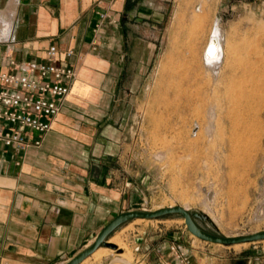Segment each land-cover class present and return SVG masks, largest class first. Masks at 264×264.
I'll use <instances>...</instances> for the list:
<instances>
[{
	"label": "rangeland",
	"instance_id": "obj_1",
	"mask_svg": "<svg viewBox=\"0 0 264 264\" xmlns=\"http://www.w3.org/2000/svg\"><path fill=\"white\" fill-rule=\"evenodd\" d=\"M180 2L151 76L135 78L115 112L127 211L186 206L206 218H195L201 229L221 237L264 231V0ZM215 22L222 59L213 72L202 51ZM135 221L107 238H119L114 256L125 253L130 264H182L170 245L189 264H264V240L207 243L180 215Z\"/></svg>",
	"mask_w": 264,
	"mask_h": 264
},
{
	"label": "crops",
	"instance_id": "obj_2",
	"mask_svg": "<svg viewBox=\"0 0 264 264\" xmlns=\"http://www.w3.org/2000/svg\"><path fill=\"white\" fill-rule=\"evenodd\" d=\"M179 8L180 0H0V71L44 64L50 46L58 60L73 50L76 69L41 144L0 146V264H64L127 211L115 112L133 80L151 76Z\"/></svg>",
	"mask_w": 264,
	"mask_h": 264
},
{
	"label": "built area",
	"instance_id": "obj_3",
	"mask_svg": "<svg viewBox=\"0 0 264 264\" xmlns=\"http://www.w3.org/2000/svg\"><path fill=\"white\" fill-rule=\"evenodd\" d=\"M58 54L59 50L50 46L44 64L10 62L12 71H0L1 147L15 151L38 147L50 130L76 80L75 65L70 62L73 50L63 52L59 60ZM169 247L176 261L189 264L180 250ZM158 262L170 264L164 259Z\"/></svg>",
	"mask_w": 264,
	"mask_h": 264
},
{
	"label": "water",
	"instance_id": "obj_4",
	"mask_svg": "<svg viewBox=\"0 0 264 264\" xmlns=\"http://www.w3.org/2000/svg\"><path fill=\"white\" fill-rule=\"evenodd\" d=\"M213 49L212 45H209L206 49L207 52H210ZM165 215H180L185 222V227L187 232H189L192 236H195L197 239L204 241V242H210L213 244L218 245H236L237 243H250L251 241H261L264 240V231H259L255 233H251L247 236H236V237H226V236H218L216 234H213L209 231H204L201 229L196 221L195 218H199L202 220H206V218L200 214L197 213H189L185 208L182 206H169V207H163L161 209L152 210L149 212L146 211H124L121 212L119 215L112 218L106 226H104L95 236L93 243L85 248L84 250L78 252L77 255L72 257L70 260H68L64 264H79L84 259L89 257L93 254L98 248H108L112 249L114 251H117L118 248L114 243H111L107 238L114 230L121 227V225L135 221V219H157L164 217ZM129 264V262H126L125 260H121L117 256H114L110 259H108L107 264Z\"/></svg>",
	"mask_w": 264,
	"mask_h": 264
},
{
	"label": "bare ground",
	"instance_id": "obj_5",
	"mask_svg": "<svg viewBox=\"0 0 264 264\" xmlns=\"http://www.w3.org/2000/svg\"><path fill=\"white\" fill-rule=\"evenodd\" d=\"M214 28H212V33L211 35L209 36V39H208V42H207V47L209 45H212L213 49L210 51V52H207L206 49L207 47L205 48L204 50V53H203V59L205 61V64L213 69V72L215 71V67L217 66V63H219L221 61V57H222V44H221V36H220V30H218L217 28V22H215L214 24ZM243 113V112H242ZM236 114V113H235ZM221 115V114H220ZM217 116V115H216ZM248 116V115H247ZM246 116V117H247ZM223 117V116H222ZM244 117V116H243ZM231 118H232V115H231ZM230 118V119H231ZM234 118V116H233ZM180 119V118H179ZM217 119V118H216ZM225 119V118H224ZM229 119V118H228ZM240 119V117H239ZM245 119V118H244ZM237 120V119H236ZM235 120V121H236ZM248 120V119H247ZM234 121V122H235ZM241 121V120H240ZM248 122V121H247ZM250 119H249V122L250 123ZM233 123V122H232ZM236 123V122H235ZM243 123V122H242ZM234 124V123H233ZM245 124V123H244ZM251 124V123H250ZM229 125V124H228ZM227 125V126H228ZM231 125V124H230ZM246 125V124H245ZM204 126V125H203ZM234 127V125H232ZM238 126V125H237ZM247 126V125H246ZM251 126V125H250ZM249 126V129L251 131V128ZM220 127V126H219ZM237 129V128H236ZM173 130V129H172ZM222 130V128H221ZM230 130V128H229ZM232 130V129H231ZM171 131V130H170ZM169 131V132H170ZM220 131V130H219ZM235 131V129H234ZM249 132V131H248ZM219 133V132H218ZM223 133V132H222ZM242 133V132H241ZM240 133V134H241ZM215 134V133H214ZM232 134V133H231ZM235 135L236 134V131L234 132ZM235 135H232L234 136V138L236 137ZM242 135V134H241ZM238 136V135H237ZM218 137V135H217ZM216 138V137H215ZM220 141V140H219ZM230 144V143H229ZM227 145V144H226ZM223 153V152H222ZM183 208H185L187 210V207L184 206ZM143 219H137L135 222H138V221H142ZM111 243H114L119 249H121V247L118 245V241H119V238H113L112 240H109ZM117 256L118 258H120L121 260H125L126 262L127 259L129 260L128 256L125 254V253H122V255L118 254V255H115ZM111 258V257H114V250L112 249H106V248H103V247H100L98 248L95 252H93L92 255H90L89 257H87L86 259H84L82 262H80L79 264H102V261L107 259V258ZM127 258V259H126ZM115 264H120V263H115ZM130 264V262H129Z\"/></svg>",
	"mask_w": 264,
	"mask_h": 264
}]
</instances>
